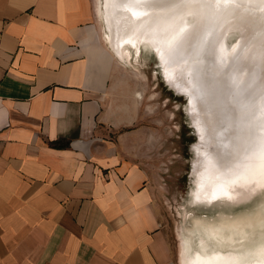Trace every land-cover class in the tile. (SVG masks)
I'll return each mask as SVG.
<instances>
[{"label": "crops", "instance_id": "0c3cea01", "mask_svg": "<svg viewBox=\"0 0 264 264\" xmlns=\"http://www.w3.org/2000/svg\"><path fill=\"white\" fill-rule=\"evenodd\" d=\"M101 26L98 0H0V264H178Z\"/></svg>", "mask_w": 264, "mask_h": 264}, {"label": "bare ground", "instance_id": "6f19581e", "mask_svg": "<svg viewBox=\"0 0 264 264\" xmlns=\"http://www.w3.org/2000/svg\"><path fill=\"white\" fill-rule=\"evenodd\" d=\"M98 5L103 36L121 63L137 70L131 51L142 45L182 62L181 81L191 83L209 140L195 198L207 202L220 194L239 202L263 187L264 0H98ZM233 35L236 40L228 44ZM263 217L196 219L191 228L179 223L180 264H264V231L257 225Z\"/></svg>", "mask_w": 264, "mask_h": 264}, {"label": "rangeland", "instance_id": "374dc122", "mask_svg": "<svg viewBox=\"0 0 264 264\" xmlns=\"http://www.w3.org/2000/svg\"><path fill=\"white\" fill-rule=\"evenodd\" d=\"M235 40L233 35L228 44ZM145 46L132 48V62L137 70L122 63L118 99L122 106H132L133 123L129 130H137V134L130 140L129 153L142 166L153 170L155 183L161 186V198L168 213L167 227L179 264L182 240L177 231L179 223L191 228L196 219L214 222L220 218L227 221L264 216V186L245 201L233 202L220 194L207 202L195 198L193 192L200 184L199 170L209 159V140L201 129L202 110L192 96L190 81L184 78L181 81L182 62L163 55L158 47ZM263 219L257 224L262 233Z\"/></svg>", "mask_w": 264, "mask_h": 264}]
</instances>
